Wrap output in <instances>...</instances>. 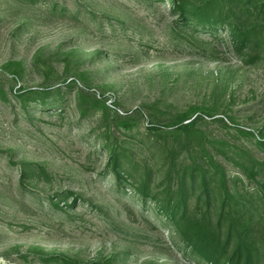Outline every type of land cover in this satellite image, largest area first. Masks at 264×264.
Returning <instances> with one entry per match:
<instances>
[{"label":"rangeland","instance_id":"obj_1","mask_svg":"<svg viewBox=\"0 0 264 264\" xmlns=\"http://www.w3.org/2000/svg\"><path fill=\"white\" fill-rule=\"evenodd\" d=\"M175 19L168 0H0V264H194L127 185L176 203L189 166L188 214L203 189L215 213L224 173L264 218V42L242 64L228 30ZM186 114L197 122L182 131Z\"/></svg>","mask_w":264,"mask_h":264},{"label":"trees","instance_id":"obj_2","mask_svg":"<svg viewBox=\"0 0 264 264\" xmlns=\"http://www.w3.org/2000/svg\"><path fill=\"white\" fill-rule=\"evenodd\" d=\"M238 1H242V5H245L243 14L247 15L242 22L241 19L236 21L229 19L233 14L231 8L241 6ZM168 3L170 11L176 15L173 22L176 26H191L194 29L202 28L208 31L226 29L229 33V47L236 58L242 64H252L255 61L254 52L261 48L264 42V0L253 2L252 0H168ZM46 93V91L39 92L41 96ZM41 99L40 105H46L44 97ZM188 116V114L181 116L175 123L176 128L182 131L192 128L197 119H189ZM184 119L188 121L182 123ZM258 143L264 145V140L260 139ZM107 153L105 169L111 172L116 185L120 186L121 182L126 180L125 176H128L119 165V151L114 146H108ZM234 163L244 169L249 165L241 159L235 160ZM187 169L189 170L183 171L182 177H185V172L189 171L191 183L188 187L178 178L179 171L174 174L173 181L176 180L174 184L179 186L176 190L178 193L176 203H173L170 197L158 199L157 196H151L147 191L148 184L144 181L141 184L130 182L127 185L134 190L136 201L142 206H147L151 199L156 205L155 211L160 212L161 224L170 232L173 248L184 257L191 259L194 264H264V218L260 214L254 215L243 206V194L234 195L227 190L224 173L219 175L220 185H218V190L221 191L222 188L224 195L221 194L223 199L215 213H210V209L213 208L212 198L207 190L203 189L197 194V198L203 196L204 210L198 208L188 214V207L183 204L187 189L195 187L193 176L195 169L192 166ZM255 172L256 170L250 167L247 177L253 178ZM200 174L201 181H204V172ZM171 185L168 184L167 193H172Z\"/></svg>","mask_w":264,"mask_h":264}]
</instances>
